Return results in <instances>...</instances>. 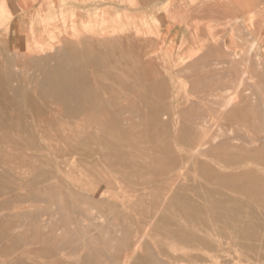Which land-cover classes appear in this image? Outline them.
<instances>
[{
    "label": "rangeland",
    "instance_id": "rangeland-1",
    "mask_svg": "<svg viewBox=\"0 0 264 264\" xmlns=\"http://www.w3.org/2000/svg\"><path fill=\"white\" fill-rule=\"evenodd\" d=\"M127 1L121 0V4H130ZM42 2L43 6L16 16L14 22L25 15L19 34L11 38L4 27L0 29L1 58L10 56L13 62H24L17 66L22 69L20 74L17 70L7 72L0 62V264H233L237 260L235 264H264V170L249 173L254 164L264 168V0H247V6L236 0L206 1V10L220 14H187L191 3L182 5V14L166 13L169 0L162 4L164 11L143 14H120L117 6L101 0ZM52 14L61 28L60 36H66L62 27L67 24L83 36L100 37L102 30L88 29L102 18L110 26L105 36L114 37L125 28L121 33L125 43L111 38L99 45L107 58L91 66L87 61L73 62L72 66H82L88 74L77 77L78 99L54 100L55 92L41 82L42 73L25 61L38 54L46 56L41 64L60 60L53 56L49 60L47 55L54 49L33 52L23 41L32 38L22 31H29L34 16L44 25V19ZM10 18V11L1 8L0 24ZM46 29L51 26H43ZM65 38L57 40L54 47H65ZM190 49L196 50L195 57L188 55ZM205 57H211V62ZM212 57L220 59L219 63ZM200 59L205 62L197 66ZM15 72L18 76L8 80ZM235 102L240 109L232 105ZM117 109L126 113H117ZM151 251L156 254L151 256Z\"/></svg>",
    "mask_w": 264,
    "mask_h": 264
},
{
    "label": "bare ground",
    "instance_id": "bare-ground-1",
    "mask_svg": "<svg viewBox=\"0 0 264 264\" xmlns=\"http://www.w3.org/2000/svg\"><path fill=\"white\" fill-rule=\"evenodd\" d=\"M91 1H93V0H91ZM102 2H105V3H107V2H109L108 4H110V5H115V6H117L121 11H123L122 13H125V14H134V11H135V8H138V6H137V4H138V1L137 0H128L127 2H130V4H128V3H124V4H121V0H117V3L114 1V0H101ZM143 2H146L147 0H142ZM233 1V0H232ZM221 2V1H220ZM236 2H237V4L239 3V2H241L239 5H244V6H247L246 4H248L247 3V0H236ZM3 3V2H2ZM62 3V2H61ZM151 3V2H150ZM34 4V3H33ZM67 4V3H66ZM65 4V5H66ZM120 4V5H119ZM236 4V5H237ZM60 5V4H59ZM64 5V6H65ZM62 6H63V4H62ZM61 6V7H62ZM243 6V7H244ZM226 7H228V6H226ZM232 7V6H231ZM237 7H239L238 5H237ZM13 8V7H12ZM117 8V9H118ZM140 8V7H139ZM159 8V7H158ZM225 8V7H224ZM234 8V7H233ZM236 8V7H235ZM247 8V7H246ZM56 9H57V7H56ZM63 9V8H62ZM62 9H60V11H62ZM160 9V8H159ZM242 9V8H241ZM237 10L239 11V12H241L240 11V9L239 8H237ZM243 10V9H242ZM27 11V10H26ZM56 11H58V10H56ZM242 13V12H241ZM46 14V13H45ZM240 14V13H239ZM243 14V13H242ZM246 14V13H245ZM18 14H13V17H12V15H11V18L10 19H8L3 25L2 24H0V29L1 28H3L4 27V29H6V32H7V35H10V31H11V33H12V35H16V34H19V30L21 29V27H24L23 25H24V23H25V15H19V18H17V21H16V23L14 24V26H12V22L16 19V16H17ZM63 15V14H62ZM35 17H37V16H34L33 17V19H32V22L29 24V26H27L28 28H29V31H22L23 32V34L24 35H27V36H29V35H31L32 36V38H31V40H23L24 42L26 41L27 42V46H28V48L27 49H30L31 51H33V52H47V51H49V50H52V49H54V52H52V54H46L47 56H49L48 58H49V60H51L50 59V57H54V58H60V60L58 61V60H56L57 62H55V64H53V65H50V64H47V63H45V61H44V64H41V62L43 61V60H46V56L44 57V58H42V57H40V54H38L36 57H30L31 55H29V57L28 58H25V61H26V59H27V61H30L35 67H36V71H39L40 73H42V75H43V79H42V81L41 82H43V85H48L49 87H47V88H49L50 90H52V91H54L55 92V95H54V100H55V98H56V100L58 99V100H61V101H63V99L64 98H69V97H71V98H74V99H78V95H76L75 94V91L77 92V90H76V84L78 83V80H77V77H81V76H85V75H88V74H85L83 71H82V66H81V68L80 69H78L77 67L75 68L74 66L75 65H73L72 66V64H73V62H75V61H79V60H82V61H87V63H88V65H95V64H97L98 62H100L101 61V59L103 58H107V52H105V50H103L102 48H100V46L99 45H101L102 44V42L104 41V40H111V38H114V39H112V41H116V42H124V40H122V36L121 35H123V34H121V33H123L124 31H125V28H123V27H121V26H119V25H117V27H120V28H123L122 30H118L119 31V33L118 32H116V31H113V33L114 32H116L117 34H114V37H111V36H105L106 35V33H107V29H108V27H110V26H108V21L106 20V19H104V18H102V20L100 21V22H97V26H94L95 25V23H93L91 26H90V29H88V32H90V31H92V32H96V30L99 28L100 30H102V34L103 35H101L100 37L99 36H96V38H93V36L92 37H88V35L87 36H83V35H81V33L79 32H77L76 30H77V28L76 27H71V26H68L67 24H64V26L62 27V30H64V32H66V36H60V30H61V28H59L58 27V25L57 24H55L56 22H55V17H54V15L52 14V15H50V16H48L47 15V17L48 18H45L44 19V25L40 22V20H38V18H35ZM219 17H220V15H219ZM28 20V17H26V22H27V24H28V22L30 21H27ZM242 20V19H241ZM53 21V22H52ZM10 26H12V27H10ZM43 26H51V29H46V30H43ZM113 26V25H112ZM221 28H224V27H221ZM161 30V29H160ZM226 30V29H225ZM62 33V32H61ZM134 33V32H133ZM135 34V33H134ZM221 36H222V34H221ZM66 37V38H65ZM123 37H125V36H123ZM226 37V36H225ZM28 38V37H27ZM61 38H65V47H63V48H56V47H54V44L57 42V40H59L60 41V39ZM175 38V37H174ZM26 39V38H25ZM126 39V38H125ZM172 39V38H171ZM223 39V38H222ZM221 39V40H222ZM226 40V39H225ZM171 41V40H170ZM60 43V42H59ZM125 43V42H124ZM161 43V42H160ZM23 45L25 44V43H22ZM110 44V43H109ZM118 44V43H117ZM210 44H211V42H210ZM5 45V44H4ZM30 45V46H29ZM226 45V44H225ZM22 46V45H21ZM25 46H26V44H25ZM26 46V47H27ZM59 47V46H58ZM226 47V46H225ZM263 47V46H262ZM13 48V47H12ZM233 50V49H232ZM25 51V50H24ZM85 51V52H84ZM146 51V50H145ZM153 51V50H152ZM230 51V50H229ZM229 51H226V53L227 52H229ZM118 52V51H117ZM116 52V53H117ZM231 53H232V51H230ZM229 52V53H230ZM196 50H194V49H190L189 51H188V55L190 56V57H195V55H196ZM1 54V53H0ZM228 54V53H227ZM118 55V54H117ZM223 55V54H222ZM236 55V54H235ZM34 56V55H33ZM210 56V55H209ZM223 56H225V54L223 55ZM227 56V55H226ZM197 57V56H196ZM222 57V56H221ZM227 57H230V56H227ZM47 58V59H48ZM53 58V59H54ZM62 58V59H61ZM206 59L208 58V57H205ZM218 58H220V57H218ZM223 58V57H222ZM209 59H211V57H209L208 58V61H210ZM212 59L213 60H215V57H212ZM201 60V61H200ZM200 60H198V61H200V63L199 62H196V63H198V64H196L197 66H199V65H201V62H202V60L203 59H200ZM212 60V61H213ZM4 61V62H3ZM54 61H55V59H54ZM142 61V60H141ZM216 62H218V61H220V59L217 61V60H215ZM222 61V60H221ZM259 61V60H258ZM0 62H2L1 63V65H2V67L7 71V72H13V71H15V70H17V73H22V72H20V71H22V69L21 70H18L17 69V66H20L22 63H24V62H22V63H18V62H13L12 61V59L10 58V56H4V57H2L1 58V56H0ZM50 62V61H49ZM51 62H53V60L51 61ZM80 62V61H79ZM107 62V61H106ZM177 62V61H176ZM205 62V61H204ZM204 62H202V63H204ZM211 62V61H210ZM223 62H225L224 60H223ZM232 62H235V61H232ZM86 63V62H85ZM84 63V64H85ZM87 63L85 64V65H87ZM219 63V62H218ZM222 63V62H221ZM52 64V63H51ZM75 64V63H74ZM104 64V63H103ZM205 64H207V63H205ZM188 65V64H187ZM193 65H194V63H193ZM193 65H191L190 67H193ZM209 65V64H208ZM212 65V64H211ZM68 66H70V67H68ZM100 66V65H99ZM184 66V65H183ZM182 66V67H183ZM206 66V65H205ZM210 66V65H209ZM78 67H80V66H78ZM88 67V66H87ZM86 67V68H87ZM105 67V66H104ZM187 67H189V66H187ZM204 67V66H203ZM208 67V66H207ZM222 67V66H221ZM31 68V67H30ZM90 67H88V69H89ZM101 68V67H100ZM130 68V67H129ZM186 68V67H185ZM196 68V67H195ZM33 69V68H32ZM35 69V68H34ZM91 69H92V67H91ZM180 69H181V67H180ZM199 69V68H198ZM84 70V69H83ZM178 70V69H177ZM183 70H185V69H183ZM193 70V69H192ZM19 71V72H18ZM90 71V70H89ZM99 71H102V70H100L99 69ZM98 71V72H99ZM175 71V70H174ZM194 71V70H193ZM249 71V70H248ZM3 72V71H2ZM95 71H92V73H94ZM228 71H226V73H227ZM17 73L15 72V73H11V75H8V80L10 79V77H12V75H17ZM100 73V72H99ZM173 73V72H172ZM217 73V72H216ZM223 73H224V71H223ZM246 73H247V71H246ZM7 74V73H6ZM105 74H106V76H108V75H110V71L109 70H107L106 72H105ZM167 74V73H166ZM209 74V73H208ZM219 74V73H218ZM121 75V74H120ZM165 75V74H164ZM164 75L162 76V77H164ZM170 75V74H169ZM221 75V74H220ZM224 75H226V74H224ZM231 75V74H230ZM249 75V74H248ZM18 76V75H17ZM25 76V75H24ZM76 76V77H75ZM91 76H93L92 74H91ZM96 76V75H95ZM104 76V75H103ZM119 76V75H118ZM123 76V75H122ZM166 76V75H165ZM173 75H171V77H172ZM206 76V75H205ZM208 76V75H207ZM214 76V75H213ZM247 76V75H246ZM246 76H244V77H246ZM249 76H251V74L249 75ZM26 77V76H25ZM212 77V76H211ZM218 76H216V77H214V78H217ZM225 77V76H224ZM15 78V76L13 77V79ZM17 78V81H19L18 80V77H16ZM169 78V77H168ZM176 78V77H175ZM12 79V78H11ZM10 79V80H11ZM86 79V78H85ZM93 79H94V77H93ZM109 79V78H108ZM140 79V78H139ZM170 79V78H169ZM209 79V78H208ZM213 78H211V80H212ZM244 79V78H243ZM80 80V79H79ZM95 81H96V79H94ZM106 80V79H105ZM113 80V79H112ZM135 80V79H134ZM172 80V79H171ZM174 80H176V79H174ZM13 81V80H12ZM25 81V80H24ZM130 81V80H129ZM141 81H143V80H141ZM203 81V80H202ZM209 81V80H208ZM81 82V81H80ZM84 82V81H83ZM91 82V81H90ZM132 82V81H131ZM165 82V81H164ZM173 82V81H172ZM176 82V81H175ZM210 82V81H209ZM27 83H28V81H27ZM102 83V82H101ZM126 83H127V81H126ZM133 83H134V81H133ZM170 83V82H169ZM204 83H206V80H205V82ZM243 83V82H242ZM10 83H8V85H9ZM31 84V83H30ZM83 84V83H82ZM92 84H93V82H92ZM131 84V83H130ZM144 84V83H143ZM171 84V83H170ZM175 84V83H174ZM203 84V83H202ZM233 84V83H232ZM13 85V84H12ZM12 85H11V87H12ZM20 85H21V83H20ZM24 85V84H23ZM84 85V84H83ZM86 85V84H85ZM94 85V84H93ZM93 85H92V87H93ZM105 85V84H104ZM136 85H138V84H136ZM140 85H142V84H140ZM140 85H138V87H140ZM147 85V84H146ZM179 85V84H178ZM177 85V86H178ZM205 85V84H204ZM226 85V84H225ZM224 85V86H225ZM229 85V84H228ZM10 86V85H9ZM15 86V85H14ZM98 86V85H97ZM133 86V85H132ZM143 86V85H142ZM176 86V87H177ZM232 86V85H231ZM237 86V85H236ZM17 87H19V85L17 86ZM85 87V86H84ZM220 87V86H219ZM222 87V86H221ZM226 87H228L227 85H226ZM22 88V87H21ZM42 88V87H41ZM40 88V89H41ZM174 88H175V86H174ZM182 88V87H181ZM210 88V87H209ZM11 89H13V88H11ZM24 89H25V87H24ZM171 89H172V87H171ZM176 89V88H175ZM174 89V90H175ZM178 89H179V86H178V88H177V91H178ZM210 89H212V88H210ZM22 90V89H21ZM87 90V89H86ZM92 90V89H91ZM91 90H90V92H91ZM173 90V89H172ZM180 90V89H179ZM187 90V89H186ZM213 90V89H212ZM230 90V89H229ZM23 91V90H22ZM35 91V90H34ZM44 91H45V88H44ZM134 91V90H133ZM181 91V90H180ZM197 91V90H196ZM13 92V91H12ZM186 93L188 92V91H185ZM194 92V91H193ZM229 92V91H228ZM231 92V91H230ZM240 92V91H239ZM238 92V93H239ZM25 93V92H24ZM52 93V92H51ZM79 93V92H78ZM131 93V92H130ZM153 93V92H152ZM171 93V92H170ZM185 93V94H186ZM238 93H237V95H238ZM17 94V93H16ZM45 94V93H44ZM85 94V93H84ZM90 94V93H89ZM175 94V93H174ZM243 94H245V93H243ZM247 94V93H246ZM245 94V95H246ZM23 95V94H22ZM91 95V94H90ZM93 95V94H92ZM148 95V94H147ZM171 95H173V94H171ZM179 95H180V93H179ZM188 95L189 96H191L190 95V93H188ZM235 95V94H234ZM234 95H233V97H234ZM236 95V96H237ZM25 95H23V97H24ZM84 96V95H83ZM85 96H86V94H85ZM138 96V95H137ZM177 96H178V94H177ZM176 96V97H177ZM236 96H235V98H236ZM26 97V96H25ZM39 97V96H38ZM53 97V96H52ZM126 97H128V95L126 96ZM145 97V96H144ZM143 97V98H144ZM179 97V96H178ZM192 97H194V95L192 96ZM200 97V96H199ZM227 97V96H226ZM240 97V96H239ZM247 96H245V98H246ZM125 98V97H124ZM147 98V97H146ZM185 98H187V97H185ZM190 98V97H189ZM188 98V99H189ZM201 98V97H200ZM219 98V97H218ZM228 98L230 99V97L228 96ZM228 98H227V100H228ZM232 98V97H231ZM24 99V98H23ZM50 99V98H49ZM85 99V98H84ZM136 99H137V97H136ZM141 99V98H140ZM195 99V98H194ZM215 99V98H214ZM220 99V98H219ZM25 101H26V99H24ZM23 100V101H24ZM40 100V99H39ZM57 100V101H58ZM94 100H95V98H94ZM138 100V99H137ZM148 100V99H147ZM157 100H159V99H157ZM169 100V99H168ZM167 100V101H168ZM174 100V99H173ZM183 100V99H182ZM200 100V99H199ZM198 100V101H199ZM213 100V99H212ZM225 100V99H224ZM254 100V99H253ZM49 101V100H48ZM89 101H91V99H89ZM178 101V100H177ZM195 101H197V98H196V100ZM194 101V102H195ZM201 101V100H200ZM215 101V100H214ZM218 101V100H217ZM222 101V100H221ZM50 102V101H49ZM71 102H74V101H71ZM79 102V101H78ZM86 102V101H85ZM141 102V101H140ZM146 102H148V101H146ZM160 102V101H159ZM185 102V101H184ZM191 102V101H190ZM202 102V101H201ZM227 103H230L229 101H226ZM253 102V101H252ZM25 104H26V102H24ZM42 103H43V101H42ZM59 103V102H58ZM75 103V102H74ZM73 103V104H74ZM88 103V102H87ZM93 103V102H92ZM91 102H90V104H92ZM167 103V102H166ZM166 103H165V105H166ZM181 103L183 104V102L181 101ZM192 103V102H191ZM203 103V102H202ZM222 103L224 104V102L222 101ZM251 103V102H250ZM256 103H258V101L256 102ZM255 102H254V104L253 105H255L256 104ZM52 104V103H51ZM60 104V103H59ZM58 104V105H59ZM72 104V103H71ZM72 104V105H73ZM142 104V103H141ZM177 104V103H176ZM179 104H180V102H179ZM187 104V103H186ZM203 104H206V103H203ZM231 104V103H230ZM236 104V102L234 103V104H232L233 106H235V107H237V106H239V104L236 106L235 105ZM259 104V103H258ZM28 105V104H27ZM66 105V104H65ZM64 105V106H65ZM71 105V106H72ZM76 105H78L77 103H76ZM76 105H75V107H76ZM108 105H109V103H108ZM113 105L115 106V103H113ZM119 105V104H118ZM117 105V103H116V107L118 106ZM128 105H129V103H128ZM127 105V106H128ZM143 105V104H142ZM174 105V104H173ZM173 105H172V107H173ZM178 105V104H177ZM184 105H185V103H184ZM188 105V104H187ZM190 105V104H189ZM248 105H249V103H248ZM25 106V105H24ZM52 106V105H51ZM64 106H63V109H64ZM121 106H122V104H121ZM127 106H125V107H127ZM148 106V105H147ZM160 106V105H159ZM158 106V107H159ZM171 106V105H170ZM175 106V105H174ZM186 106V105H185ZM185 106H184V108H185ZM193 107H194V105H192ZM249 106H252V104L251 105H249ZM258 106V105H257ZM74 107V106H73ZM78 108H79V106H77ZM143 107V106H142ZM161 107H162V105H161ZM167 107H169V106H167ZM181 107V106H180ZM183 107V106H182ZM230 107V106H229ZM25 108H26V106H25ZM78 108H76V109H78ZM93 109H94V107H92ZM112 107L110 106V109H111ZM118 108H120L119 106H118ZM132 108V107H131ZM145 107H143V109H144ZM179 108V107H178ZM189 108V107H188ZM200 108V107H199ZM198 108V109H199ZM202 108V107H201ZM205 108V107H204ZM203 108V109H204ZM207 108V107H206ZM226 108V107H225ZM239 107H237V109H238ZM241 108V107H240ZM239 108V109H240ZM246 108V107H245ZM51 109V108H50ZM90 109V108H89ZM92 109V110H93ZM122 110H123V107L121 108ZM149 109V108H148ZM162 109H164V108H162ZM208 109V108H207ZM227 109H229V108H227ZM226 109V110H227ZM254 109V108H253ZM31 110V109H30ZM65 110V109H64ZM63 110V111H64ZM91 110V109H90ZM119 109H117V113L118 112H122V110H120V111H118ZM125 110V109H124ZM134 110H135V108H134ZM172 110H173V108H172ZM176 110V109H175ZM183 110H185V109H183ZM199 110H201V109H199ZM211 110V109H210ZM226 110H225V112L224 113H226ZM55 111V110H54ZM76 111V110H75ZM96 111H97V109H96ZM128 111V110H127ZM147 111V110H146ZM152 111V110H151ZM198 111V110H197ZM205 111V110H204ZM237 111V110H236ZM248 111V110H247ZM52 112H53V110H52ZM59 112H62V111H59ZM132 112H133V108H132ZM131 112V113H132ZM154 112V111H153ZM178 112H181V111H178ZM199 112V111H198ZM206 112V111H205ZM207 112H209V109L207 110ZM249 112H250V110H249ZM253 112V111H252ZM122 113H124V112H122ZM125 113H126V110H125ZM124 113V114H125ZM135 113H137V112H135ZM159 113V112H158ZM175 112L173 111V113L172 114H174ZM183 113V112H182ZM182 113H179V114H182ZM184 113H186V112H184ZM188 113H190V112H188ZM200 113V112H199ZM203 113V112H202ZM201 113V114H202ZM210 113V112H209ZM223 113V114H224ZM228 113H229V111H228ZM263 113H264V111H263ZM64 114V113H63ZM66 114V113H65ZM176 114V113H175ZM187 114V113H186ZM198 114V113H197ZM197 114H193V116H195L196 117V115ZM213 114V113H212ZM222 114V115H223ZM120 115V114H119ZM153 115H155V114H153ZM157 115V114H156ZM182 115H184L185 116V114H182ZM188 115V114H187ZM186 115V116H187ZM191 115V114H190ZM200 115V114H199ZM211 115V114H210ZM225 115V114H224ZM264 115V114H263ZM262 115V116H263ZM4 116V115H3ZM140 116V115H139ZM160 116H161V114H160ZM198 116V115H197ZM201 116V118H202V115H200ZM203 116H207V115H203ZM226 116H227V114L225 115V118H226ZM229 116V115H228ZM250 116H252V115H250ZM5 117V116H4ZM148 117V116H147ZM173 117H174V115H173ZM190 117V116H189ZM208 117V116H207ZM210 117H213V116H210ZM244 117V116H243ZM71 118V117H70ZM139 118H141V116L139 117ZM149 118V117H148ZM191 118V117H190ZM198 118V117H197ZM204 118V117H203ZM221 118V117H220ZM228 118V117H227ZM231 118V117H230ZM264 118V117H263ZM72 119V118H71ZM173 120H174V118H172ZM219 119V118H218ZM222 119V118H221ZM229 119V118H228ZM250 119H253L252 117L250 118ZM75 120V119H74ZM73 120V121H74ZM230 120V119H229ZM256 120V119H255ZM23 121V120H22ZM66 121V120H65ZM143 121V120H142ZM224 121V120H223ZM231 121H233V120H231ZM253 121V120H252ZM258 121V120H257ZM35 122V121H34ZM128 121H126V123H127ZM144 122V121H143ZM202 122H204L203 120H202ZM215 122V121H214ZM123 123V122H122ZM188 123V122H187ZM207 123V122H206ZM229 124H230V126H229V128L230 127H232L231 126V123L230 122H228ZM256 123H258V122H256ZM262 123V122H261ZM124 124V123H123ZM178 124L179 123H177L176 125L178 126ZM194 125H195V123H193ZM197 124V123H196ZM26 125V124H25ZM67 125H69V124H67ZM120 125H121V123H120ZM173 125H175V124H173ZM191 125H192V123H191ZM224 125V124H223ZM227 125L228 124H226L225 123V126L227 127ZM237 125V124H236ZM253 125V124H252ZM258 126L260 125V122H259V124H257ZM69 126H71V125H69ZM122 126V125H121ZM177 126H175V128H177ZM220 126H222V125H220ZM246 126V125H245ZM87 127H88V125H87ZM255 127V126H254ZM71 128H72V126H71ZM86 127H84V129H85ZM89 128V127H88ZM121 128V127H120ZM120 128H118V129H120ZM156 128V127H155ZM222 128V127H221ZM238 128V127H237ZM6 129V128H5ZM173 129V128H172ZM228 129V128H227ZM226 128H225V130H227ZM252 129V128H251ZM65 130V129H64ZM98 130V129H97ZM222 130H224V128L222 129ZM224 130V131H225ZM230 130H233V128L231 129L230 128ZM255 130V129H254ZM66 131V130H65ZM223 131V132H224ZM229 131V130H228ZM230 132V131H229ZM256 132H257V130H256ZM217 133V132H216ZM220 133H221V131H220ZM231 133V132H230ZM229 133V134H230ZM233 133V132H232ZM258 133V132H257ZM174 134H175V131H174ZM206 134V133H205ZM235 133H233V135H234ZM238 134V133H237ZM240 134H242V133H240ZM259 134V133H258ZM215 135V134H214ZM222 135H225V133L224 134H222ZM227 135H228V132H226V135H225V137L227 138ZM239 135V134H238ZM260 135V134H259ZM218 136V135H217ZM230 135H228V137H229ZM244 136V135H243ZM246 136H248V135H246ZM214 137V136H213ZM216 137V136H215ZM221 137V139H222V136H220ZM233 137H235V136H233ZM238 137V136H237ZM256 137V136H255ZM258 137V136H257ZM259 137H261V136H259ZM232 138V136L230 137V139ZM247 139H249L248 137H246ZM253 138V137H252ZM177 139V138H176ZM204 139V138H203ZM217 139V138H216ZM230 139H228V140H230ZM262 140H264L263 138H261ZM175 140V139H174ZM258 140V139H257ZM159 141V140H158ZM178 141V140H177ZM221 141H223V139L222 140H220V142ZM245 141V140H244ZM107 142V141H106ZM184 142V141H183ZM217 142H218V139H217ZM216 143V142H215ZM103 144V143H102ZM108 144V143H107ZM173 144V143H172ZM218 144H219V142H218ZM246 144V143H245ZM99 145H101L100 144V142H99ZM148 145V144H147ZM183 145V144H182ZM185 145V144H184ZM200 145H201V143H200ZM208 145H210V144H208ZM217 145V144H216ZM214 146V145H213ZM29 147H31V146H29ZM148 147V146H147ZM211 147H212V145H211ZM33 148V147H32ZM175 148V147H174ZM189 148H191V147H189ZM198 148V147H197ZM203 148V147H202ZM176 149V148H175ZM181 149V148H180ZM199 150H200V148H199ZM183 151V150H182ZM194 151V150H193ZM196 151H197V149H196ZM178 152V151H177ZM180 152V151H179ZM186 152H188V151H186ZM193 153L194 152H192L191 154L193 155ZM198 153H199V151H198ZM201 153V152H200ZM199 153V154H200ZM148 154H149V152H148ZM187 154H189V153H186V155ZM195 154V153H194ZM202 154V153H201ZM207 154V153H206ZM98 156V155H97ZM202 156V155H201ZM192 157V156H191ZM204 157H206L205 156V154H204ZM208 157V156H207ZM206 157V158H207ZM78 158V157H77ZM193 158V157H192ZM243 158V157H242ZM241 158V159H242ZM28 159H29V156H28ZM131 159V158H130ZM2 160V159H1ZM99 160V159H98ZM211 161L213 162V160L211 159ZM100 162H101V160H100ZM214 162H216V161H214ZM213 162V163H214ZM244 162H245V160H244ZM249 162V161H248ZM251 162V161H250ZM249 162V163H250ZM183 163V162H182ZM212 163V164H213ZM220 163V162H219ZM228 163V162H227ZM252 163H254V162H252ZM252 163H250V165L252 164ZM79 164V163H78ZM105 164V163H104ZM221 164V163H220ZM219 164V165H220ZM229 164V163H228ZM243 164H245V163H243ZM44 165V164H43ZM71 165H73V164H71ZM217 165V164H216ZM227 165V164H226ZM3 166H4V164H3ZM74 166V165H73ZM80 166V165H79ZM187 166V165H186ZM223 166V165H222ZM229 166H231L232 167V169H236V168H238L239 166H240V164L238 165V167L236 166V165H234V167H236V168H233V166L232 165H229ZM241 166H243L242 164H241ZM245 166V165H244ZM248 166V165H247ZM256 166V164H254V167L251 169L249 166V168L251 169L250 170V172L249 173H253V175L255 174V173H259V172H262L263 170H264V168H261V167H255ZM2 167V166H1ZM5 167V166H4ZM10 167V166H9ZM107 167V166H106ZM105 167V168H106ZM170 167H172V166H170ZM213 167V166H212ZM218 167V166H217ZM247 167V168H248ZM56 168H58V167H56ZM108 168V167H107ZM106 168V169H107ZM222 168V167H221ZM245 168V167H244ZM246 168V169H247ZM248 168V169H249ZM15 169V168H14ZM60 169V168H59ZM185 169V168H184ZM223 169H225L224 167H223ZM240 169V168H239ZM1 170V169H0ZM17 170V169H16ZM20 170V169H19ZM34 170H35V168H34ZM55 170V169H54ZM108 170V169H107ZM111 170V169H110ZM242 170V169H241ZM15 171V170H14ZM58 171H60V170H58ZM184 171V170H183ZM234 170H232V172H233ZM243 171V170H242ZM7 172V171H6ZM20 172H21V170H20ZM62 172V171H61ZM60 172V173H61ZM98 172V171H97ZM111 172V171H110ZM116 172V171H115ZM227 172V171H226ZM239 173H240V171H238ZM237 172V173H238ZM8 173H10V170L8 171ZM15 173V172H14ZM235 172H233V174H234ZM243 173V172H242ZM17 174H18V171H17ZM118 174V173H117ZM227 174H228V172H227ZM230 174V173H229ZM4 175V174H3ZM69 175H70V173H69ZM95 175V174H94ZM100 175V174H99ZM119 175V174H118ZM117 175V176H118ZM184 175V174H183ZM262 175V174H261ZM82 176H83V174H82ZM180 176H181V174H180ZM186 176V175H185ZM12 177V176H11ZM124 177V176H123ZM10 177H8V179H9ZM90 178H92V176L90 177ZM153 178V177H152ZM4 179V178H3ZM20 179H21V177H20ZM26 179V178H25ZM128 179H129V177H128ZM151 179V178H150ZM15 181H16V179H14ZM13 180V181H14ZM21 180H23V179H21ZM94 180V179H93ZM130 180V179H129ZM132 180V179H131ZM180 180V179H179ZM190 180V179H189ZM14 181V182H15ZM24 181V180H23ZM63 181H65V180H63ZM98 181V180H97ZM116 181H118V180H116ZM125 181H127V180H125ZM192 181V180H191ZM196 181V180H195ZM52 182V181H51ZM50 182V183H51ZM128 182V181H127ZM126 182V183H127ZM188 182V181H187ZM24 183H26V182H24ZM24 183H22V184H24ZM49 183V182H48ZM103 183V182H102ZM189 183V182H188ZM18 184H20L19 186L21 187V182L20 183H18ZM99 184V183H98ZM131 184V183H130ZM26 185V184H25ZM44 185H46V184H44ZM73 185H75V184H73ZM101 185V184H100ZM134 185V184H133ZM140 185V184H139ZM259 185V184H258ZM8 186V185H7ZM15 185H13V187H14ZM16 186H18V185H16ZM42 186V185H41ZM60 186H61V184H60ZM108 186V185H107ZM25 187V186H24ZM74 187V186H73ZM76 187V186H75ZM132 187V186H131ZM135 187V186H134ZM217 187H218V185H217ZM26 188V187H25ZM142 188V187H141ZM145 188V187H144ZM174 188V187H173ZM179 188V187H178ZM177 188V190H179L180 191V189H178ZM20 189V188H19ZM65 189H67V188H65ZM100 189V188H99ZM106 189V187L103 189V190H105ZM183 189V188H182ZM48 189H46L45 191H47ZM53 190V189H52ZM51 190V191H52ZM63 190V189H62ZM98 190V189H97ZM102 190V189H101ZM112 190V189H111ZM144 190V189H143ZM155 190V189H154ZM44 191V192H45ZM49 191V190H48ZM70 191H72V192H74L73 190H71L70 189ZM149 191H151V190H149ZM156 191V190H155ZM178 191V192H179ZM229 191V190H228ZM227 191V193H229ZM10 192V191H9ZM71 192V193H72ZM85 192H87V191H85ZM84 192V193H85ZM100 191H98V193H99ZM117 192V191H116ZM181 192V191H180ZM188 192V191H187ZM70 193V194H71ZM184 193V192H183ZM8 194V193H7ZM10 194V193H9ZM11 194H12V192H11ZM77 194H78V192H77ZM81 194V193H80ZM123 194V193H122ZM157 194V193H156ZM161 194V193H160ZM173 194V193H172ZM153 195V194H152ZM165 195V194H164ZM168 195V194H167ZM215 195H216V193H215ZM17 196V195H16ZM29 196H31V195H29ZM93 196H96V195H93ZM101 196V195H100ZM163 196V195H162ZM244 196V195H243ZM242 195H241V197H243ZM1 197H4V196H1ZM18 197V196H17ZM85 197V196H84ZM86 197H88L89 199H91L89 196H86ZM126 197V196H125ZM18 198H20V197H18ZM80 198V197H79ZM127 198V197H126ZM170 198V197H169ZM26 199H27V197H26ZM25 199V200H26ZM31 199H33V197L31 198ZM89 199H87V201H90ZM93 199V201H95L94 200V198H92ZM96 199V198H95ZM168 199V198H167ZM15 200V199H14ZM20 200H22V199H20ZM99 200H100V198H99ZM175 200V199H174ZM174 200H173V202H174ZM177 200H178V198H177ZM104 201H105V199H104ZM101 202V204H102V200L100 201ZM111 202V201H110ZM129 202V201H128ZM172 202V203H173ZM178 202H179V200H178ZM182 202V201H181ZM105 203V202H104ZM113 203H114V201H113ZM163 203V202H162ZM175 203H177V202H175ZM183 203V202H182ZM205 203V202H204ZM238 203V202H237ZM244 203H246V202H244ZM244 203H243V205H244ZM254 203V202H253ZM107 205H108V203H106ZM110 204V203H109ZM112 204V203H111ZM116 204V203H115ZM164 204V203H163ZM169 204V203H168ZM174 204V203H173ZM104 205V204H103ZM127 205H129L128 203H127ZM170 205V204H169ZM182 205V204H181ZM105 206V205H104ZM110 207H111V205H110ZM115 207V206H114ZM171 207V206H170ZM175 207V206H174ZM251 207V206H250ZM112 208V207H111ZM120 208H121V206H120ZM119 208V209H120ZM129 208V207H128ZM132 208V207H131ZM130 208V209H131ZM248 207H245V209H247ZM116 209H118V208H116ZM118 209V210H119ZM175 209V208H174ZM173 209V210H174ZM264 209V208H263ZM45 210V209H44ZM46 210H48V209H46ZM46 210H45V212H46ZM132 210V209H131ZM168 210V209H167ZM249 210V209H248ZM115 211V210H114ZM141 211V210H140ZM219 212H220V210H218ZM264 211V210H263ZM175 212V211H174ZM235 212V211H234ZM249 212V211H248ZM50 213V212H49ZM232 213V212H231ZM1 214H2V212H1ZM21 214V213H20ZM122 214H124V213H122ZM136 214V213H135ZM156 214H158V213H156ZM221 214V213H220ZM238 215V214H237ZM19 216V215H18ZM136 216H137V214H136ZM1 217V216H0ZM94 217H95V215H94ZM97 217V216H96ZM150 217H151V215H150ZM145 218V217H144ZM245 218H247V217H245ZM154 219V218H153ZM159 220H161V219H159ZM261 220V219H260ZM11 221V220H10ZM21 221H24V220H21ZM69 221V220H68ZM72 221V220H71ZM64 222H65V220H64ZM160 222V221H159ZM158 222V223H159ZM61 223V222H60ZM66 223V222H65ZM65 223H64V225H65ZM140 223V222H139ZM184 223V222H183ZM262 223V222H261ZM261 223H259L260 225H261ZM62 224V223H61ZM151 225V224H150ZM48 226V225H47ZM127 226V225H126ZM59 227H60V225H59ZM63 227H65V226H63ZM148 227H149V225H148ZM161 227V226H160ZM164 227V226H163ZM61 228V227H60ZM70 228V227H69ZM166 228V227H165ZM228 228V227H227ZM83 229V228H82ZM134 229V228H133ZM136 229V228H135ZM162 229V228H161ZM167 229V228H166ZM58 230V229H57ZM61 230V229H60ZM59 230V231H60ZM66 230H69V229H67L66 228ZM227 230V229H226ZM229 230V229H228ZM0 231H2V230H0ZM65 231V230H64ZM63 231V232H64ZM82 231V230H81ZM126 232H128L127 230H125ZM133 231V230H132ZM135 231V230H134ZM166 232H167V230H165ZM71 232V231H70ZM155 233H157L156 231H155ZM171 233V232H170ZM237 233V232H236ZM59 234V233H58ZM57 234V235H58ZM70 234V233H69ZM72 234V233H71ZM158 234V233H157ZM160 234V233H159ZM68 235V234H67ZM131 235V234H130ZM87 236V235H86ZM170 237H171V234L169 235ZM210 236V235H209ZM156 237V236H155ZM218 237V236H217ZM3 238V237H2ZM65 238V237H64ZM131 238V237H130ZM130 238H129V240H130ZM152 238V237H151ZM162 238L164 239L165 237H163L162 236ZM177 238V237H176ZM237 238V237H236ZM235 238V239H236ZM245 238H246V236H245ZM52 239V238H51ZM121 239V238H120ZM247 239V238H246ZM153 240H154V238H153ZM178 240V239H177ZM227 240V239H226ZM84 242H85V240H83ZM82 241V242H83ZM88 241V240H87ZM122 241V240H121ZM131 241V240H130ZM148 241V240H147ZM158 241V240H157ZM45 242V241H44ZM61 242V241H60ZM149 243H150V241H148ZM15 243V242H14ZM155 243V242H154ZM157 243V242H156ZM162 243V242H161ZM224 243V242H223ZM255 242L253 241V244H254ZM121 244H123V243H121ZM164 244V243H163ZM162 244V245H163ZM235 244V243H234ZM255 244H258V243H255ZM46 245V244H45ZM86 245V244H85ZM126 245V244H125ZM147 245V244H146ZM224 245V244H223ZM41 246V245H40ZM48 246V245H47ZM121 246V245H120ZM124 246V245H123ZM129 246V248H130V245H128ZM140 245H139V243H138V246L137 247H139ZM164 246H165V244H164ZM169 246V245H168ZM240 246V245H239ZM17 247V246H16ZM137 247H135L136 249H134V252L137 250ZM143 247V246H142ZM153 247V246H152ZM236 247H238V246H236ZM255 247H257L256 245H255ZM61 248V247H60ZM82 248V247H81ZM141 248V247H140ZM258 248V247H257ZM259 248H260V245H259ZM59 249V248H58ZM170 249V248H169ZM113 250V249H112ZM140 250V249H139ZM151 250V249H150ZM156 250V249H155ZM160 250V249H159ZM261 250H263V249H261ZM68 251V250H67ZM72 251V250H71ZM157 251V250H156ZM81 252V251H80ZM152 252V251H151ZM150 252V253H151ZM158 252V251H157ZM188 252V251H187ZM57 253V252H56ZM82 253V252H81ZM154 253L156 254V252H152L151 253V256L153 255L154 256ZM177 253V252H176ZM211 253V252H210ZM240 254V253H239ZM107 255V254H106ZM120 255V254H119ZM136 255V254H135ZM83 256V255H82ZM161 256V255H160ZM169 256V255H168ZM217 256H218V254H217ZM231 256V255H230ZM1 257V256H0ZM27 257H29V255H27ZM32 257V256H31ZM76 257V256H75ZM118 257V256H117ZM120 257V256H119ZM162 257V256H161ZM227 257H229V255L227 256ZM2 258V257H1ZM47 258V257H46ZM131 258V257H130ZM163 258V257H162ZM57 259V258H56ZM175 259V258H174ZM180 259V258H179ZM178 259V261L180 262V261H182L183 259H181V260H179ZM226 259V258H225ZM25 260H27V259H25ZM50 260V259H49ZM117 260V259H116ZM156 260V259H155ZM161 260V259H160ZM164 260H165V257H164ZM176 260V259H175ZM174 260V261H175ZM223 260V259H222ZM157 261V260H156ZM169 261V260H168ZM238 261V260H237ZM237 261H235V262H237ZM32 262V261H31ZM41 262V261H40ZM45 262V261H44ZM47 262V261H46ZM120 262V261H119ZM127 262V261H126ZM166 262V264L167 263H169L170 264V262H167V261H165ZM173 262V261H172ZM171 262V263H172ZM178 262V263H179ZM195 262V261H194ZM235 262L233 263V264H235ZM240 262V261H239ZM245 262V261H244ZM41 263H43V262H41ZM130 263V262H129ZM155 263V262H154ZM159 263V262H158ZM196 263H197V261H196ZM219 263H221V262H219ZM224 262L222 261V264H223ZM241 263V262H240ZM239 263V264H240ZM2 264V263H1ZM3 264H6V263H3ZM7 264H9V262L7 263ZM117 264V263H116ZM124 264V263H123ZM156 264V263H155ZM237 264V263H236ZM244 264V263H243ZM250 264V263H249Z\"/></svg>",
    "mask_w": 264,
    "mask_h": 264
},
{
    "label": "crops",
    "instance_id": "crops-1",
    "mask_svg": "<svg viewBox=\"0 0 264 264\" xmlns=\"http://www.w3.org/2000/svg\"><path fill=\"white\" fill-rule=\"evenodd\" d=\"M53 1H56V0H53ZM137 1H138V4H137L138 8H135L134 14L150 13L153 10L164 11L163 10L164 7L162 5L164 3V0H147L146 2H143L142 0H137ZM165 1H167V0H165ZM206 1L213 3V4H216L220 1L222 2L223 0H169L170 6H169V8L167 7L168 10L166 11V13L169 12L170 14H182V12H181L182 5L183 4L185 5L187 3H189V4L191 3L192 4V6L190 7L191 10H188L189 12H187V14H220L217 12H209V10H206V8L204 7V4L206 3ZM193 3L195 5H193ZM200 3H202V4L200 5ZM44 4L45 3H43L42 0H0V9L1 8L5 9V12H6V10L10 11V13L13 17V14H27L30 10L34 9L38 5L43 6ZM122 12L123 11L119 10L120 14H125ZM157 14H159V13H157ZM162 14H164V13H162ZM12 23H13L12 26H14V23H16V22L13 21ZM12 26H10V27H12ZM1 33L5 34L4 31H2ZM9 36H11V38H12L11 31H10Z\"/></svg>",
    "mask_w": 264,
    "mask_h": 264
}]
</instances>
